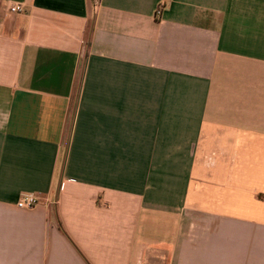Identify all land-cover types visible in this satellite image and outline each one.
<instances>
[{
  "label": "crops",
  "instance_id": "1",
  "mask_svg": "<svg viewBox=\"0 0 264 264\" xmlns=\"http://www.w3.org/2000/svg\"><path fill=\"white\" fill-rule=\"evenodd\" d=\"M0 264H264V0H0Z\"/></svg>",
  "mask_w": 264,
  "mask_h": 264
},
{
  "label": "built area",
  "instance_id": "2",
  "mask_svg": "<svg viewBox=\"0 0 264 264\" xmlns=\"http://www.w3.org/2000/svg\"><path fill=\"white\" fill-rule=\"evenodd\" d=\"M97 6V4H95ZM9 12L12 14H20L23 13V7L20 3H11L8 6ZM162 10V4L159 5L158 9L156 10V16H159ZM43 200V197L40 194L36 193H23L20 195L16 202V206L22 209H32L38 206Z\"/></svg>",
  "mask_w": 264,
  "mask_h": 264
}]
</instances>
